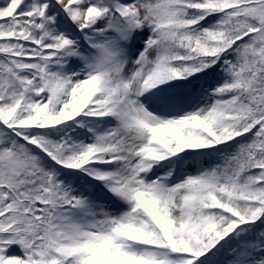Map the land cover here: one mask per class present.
Masks as SVG:
<instances>
[{"label":"snow or ice","instance_id":"1","mask_svg":"<svg viewBox=\"0 0 264 264\" xmlns=\"http://www.w3.org/2000/svg\"><path fill=\"white\" fill-rule=\"evenodd\" d=\"M0 264H264V0H0Z\"/></svg>","mask_w":264,"mask_h":264}]
</instances>
